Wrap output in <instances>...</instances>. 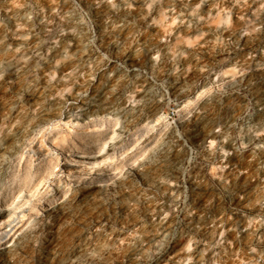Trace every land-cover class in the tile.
<instances>
[{
	"label": "rangeland",
	"instance_id": "obj_1",
	"mask_svg": "<svg viewBox=\"0 0 264 264\" xmlns=\"http://www.w3.org/2000/svg\"><path fill=\"white\" fill-rule=\"evenodd\" d=\"M7 234L0 264H264V0H0Z\"/></svg>",
	"mask_w": 264,
	"mask_h": 264
},
{
	"label": "bare ground",
	"instance_id": "obj_2",
	"mask_svg": "<svg viewBox=\"0 0 264 264\" xmlns=\"http://www.w3.org/2000/svg\"><path fill=\"white\" fill-rule=\"evenodd\" d=\"M109 121V120H108ZM106 119H102L101 118V120H99V121H97V126L99 125L100 127H102V126H104L107 122H108ZM96 125V124H95ZM95 133L94 134H96V131H94ZM99 132V131H98ZM75 134H78V133H75ZM93 134V133H92ZM79 135H81V134H79ZM80 137V136H79ZM92 137V136H91ZM90 134H85V135H81V138H83L85 141L87 140H89L90 138ZM101 138H97V140H100ZM91 140V139H90ZM86 141V142H87ZM69 142V139L67 138V137H63L62 138V142L61 143H63L64 145L65 144H67ZM88 142H90V141H88ZM93 142V141H92ZM62 144V145H63ZM89 144V143H88ZM91 144V143H90ZM63 145V146H64ZM65 147V146H64ZM66 148V147H65ZM34 173L35 172H33L32 171V169H31V167H29V169L28 170H26V172L24 173V176H22L21 178H20V186H25V185H28V184H30L31 182H32V180H33V177H34ZM19 176H18V172H14L13 173V177H12V179H11V182L13 183L14 181H16V179L18 178ZM8 189H10L11 190V186H10V188H8ZM9 190V191H10ZM5 234V233H4ZM9 234H7V235H4V236H0V242H2L7 236H8Z\"/></svg>",
	"mask_w": 264,
	"mask_h": 264
}]
</instances>
